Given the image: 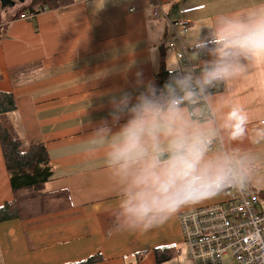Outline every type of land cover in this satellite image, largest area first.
<instances>
[{"label": "crops", "instance_id": "obj_1", "mask_svg": "<svg viewBox=\"0 0 264 264\" xmlns=\"http://www.w3.org/2000/svg\"><path fill=\"white\" fill-rule=\"evenodd\" d=\"M157 3L166 16L154 17ZM261 6L264 0H74L31 20L10 21L14 13L4 20L1 13L0 92L12 94L17 109L0 122L24 151L46 145L54 175L44 192H67L70 200L56 212L1 223L0 264H68L98 252L105 259L97 264H192L180 218L223 202L222 192L181 207L147 231L120 229L124 185L106 166V130L92 143L102 122L115 132L127 118L113 120V99L128 93L135 103L155 88L162 68L199 77L222 55L239 65L228 80L199 83L210 94L198 108L192 107L194 79L180 96L188 101L182 108L208 130L205 159L224 174L231 165L253 196L264 194V60L206 50L202 42L215 44L209 36L214 20ZM178 19L189 23L183 45L194 70L175 62L181 47L172 44L170 22ZM13 199L0 144V207Z\"/></svg>", "mask_w": 264, "mask_h": 264}, {"label": "clouds", "instance_id": "obj_2", "mask_svg": "<svg viewBox=\"0 0 264 264\" xmlns=\"http://www.w3.org/2000/svg\"><path fill=\"white\" fill-rule=\"evenodd\" d=\"M217 51L249 60H264V6L245 16L224 17L209 26ZM208 38L202 41L207 46ZM239 65L226 56L212 61L199 77L189 72L173 77L163 89L150 87L131 103L128 93L113 99V120L126 116L113 131L107 121L93 131L106 130L104 158L124 185L120 229L147 231L181 207L219 193L226 176L214 161L206 160L207 128L192 122L177 103L196 79L204 86L232 78Z\"/></svg>", "mask_w": 264, "mask_h": 264}, {"label": "built area", "instance_id": "obj_3", "mask_svg": "<svg viewBox=\"0 0 264 264\" xmlns=\"http://www.w3.org/2000/svg\"><path fill=\"white\" fill-rule=\"evenodd\" d=\"M45 11L36 8L35 14L25 13L21 18L31 20ZM153 15L155 18L166 16L160 3L156 4ZM170 27L172 44L181 47L179 60L194 70L195 64L183 45L189 23L178 19L170 22ZM197 83L194 102L205 106L210 91ZM176 102L183 106L188 101L180 97ZM225 176L223 202L187 211L180 218L188 258L192 264H264V207L231 165Z\"/></svg>", "mask_w": 264, "mask_h": 264}, {"label": "trees", "instance_id": "obj_4", "mask_svg": "<svg viewBox=\"0 0 264 264\" xmlns=\"http://www.w3.org/2000/svg\"><path fill=\"white\" fill-rule=\"evenodd\" d=\"M73 2L74 0H27L21 6L22 8L14 13L10 21L21 18L25 13L35 14L36 8L52 11L67 7ZM10 9L2 10L0 6V12ZM1 22L0 14V26ZM205 49H217V45L209 44ZM178 75V71L170 72L166 68H162L156 75L155 89H162L166 83ZM199 106L200 104H196L192 107L198 108ZM16 109L14 96L10 93L0 92V117L14 112ZM0 144L14 194L12 201L0 207V224L53 213L66 207L65 204L70 200L67 192L54 194L44 192L46 184L51 181L54 175L44 143L33 144L27 151H24L22 141L15 139L0 122ZM219 192H223V186ZM104 259V256L98 252L87 259L68 264H97Z\"/></svg>", "mask_w": 264, "mask_h": 264}, {"label": "water", "instance_id": "obj_5", "mask_svg": "<svg viewBox=\"0 0 264 264\" xmlns=\"http://www.w3.org/2000/svg\"><path fill=\"white\" fill-rule=\"evenodd\" d=\"M27 0H0V5H1V9L2 10H5V9H10L8 14H6V11L3 12V17H4V20L5 19H8L9 16L12 14V13H15L18 9H19V6L21 4H24ZM14 8V9H13Z\"/></svg>", "mask_w": 264, "mask_h": 264}, {"label": "rangeland", "instance_id": "obj_6", "mask_svg": "<svg viewBox=\"0 0 264 264\" xmlns=\"http://www.w3.org/2000/svg\"><path fill=\"white\" fill-rule=\"evenodd\" d=\"M30 2V1H29ZM26 3V2H25ZM23 4H21L20 6H19V9L20 8H22L21 6H22ZM1 6V5H0ZM18 9V10H19ZM17 10V11H18ZM16 11V12H17ZM8 12H9V10H6V14H8ZM3 14V12H0V14ZM165 20H167V19H165ZM167 22H168V20H167ZM169 23V22H168ZM175 62H176V64L178 65V67H182V64L180 63L181 61L176 57V59H175ZM174 71V70H173ZM257 198L259 199V201L262 203V205L261 206H263L264 207V194H261V195H257ZM182 258L183 259H185V254H183V256H182ZM187 259H185V261H186ZM189 262V261H188ZM182 264H184V261H182Z\"/></svg>", "mask_w": 264, "mask_h": 264}]
</instances>
